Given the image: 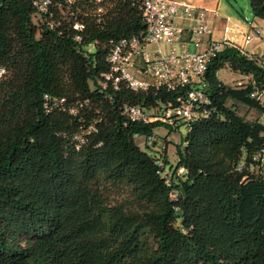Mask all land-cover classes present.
I'll return each mask as SVG.
<instances>
[{"label": "trees", "instance_id": "16d2710c", "mask_svg": "<svg viewBox=\"0 0 264 264\" xmlns=\"http://www.w3.org/2000/svg\"><path fill=\"white\" fill-rule=\"evenodd\" d=\"M134 2L108 0L83 43L49 30L29 0L0 2V264H264V62L229 46L210 60V115L160 176L136 140L166 125L122 109L174 94L101 88L112 42L145 32ZM250 3L264 20V2ZM225 68L246 84L225 85ZM46 95L64 107L47 112Z\"/></svg>", "mask_w": 264, "mask_h": 264}, {"label": "built area", "instance_id": "2783aa9c", "mask_svg": "<svg viewBox=\"0 0 264 264\" xmlns=\"http://www.w3.org/2000/svg\"><path fill=\"white\" fill-rule=\"evenodd\" d=\"M29 1L49 30L64 35V29L69 27L77 43L84 42L89 20L93 19L99 26L106 21L108 0ZM134 5L141 11L145 32L112 42L107 58L109 71L102 75L101 88L117 92L125 87L135 93L174 94L173 100L156 101L149 107L125 105L122 114L133 123H163L174 131L183 124L189 132L192 123L210 115L211 99L204 80L210 60L227 46L240 47L227 39H215L216 10L183 0H135ZM250 28L252 34L245 38L246 44L262 38L260 29L251 25ZM191 45L195 47L194 53L189 51ZM89 47L92 51L94 44ZM6 75V68L0 67V85ZM44 100L47 112L65 105V100L47 95ZM69 111L73 115L77 113L75 108ZM92 130L90 127L88 133ZM147 139L154 144L157 141L154 135ZM80 142L84 141L80 139ZM157 162L162 167L158 174L168 176L164 158Z\"/></svg>", "mask_w": 264, "mask_h": 264}, {"label": "rangeland", "instance_id": "374dc122", "mask_svg": "<svg viewBox=\"0 0 264 264\" xmlns=\"http://www.w3.org/2000/svg\"><path fill=\"white\" fill-rule=\"evenodd\" d=\"M219 6L217 7L218 15L225 21V27L222 29L223 37L227 36L228 40L239 45L240 49L245 53L258 57L264 62V21L256 18L251 7L250 0H219ZM36 22L38 21L35 20ZM178 23V21H177ZM254 24L255 28H258L262 32L261 39H254L250 43H245V38L251 36V28L249 24ZM215 31V30H214ZM216 36V35H215ZM218 37V36H217ZM223 40V39H222ZM95 51V48L92 49ZM191 53L195 52V47L191 45L189 47ZM223 72H220L219 77L223 80ZM225 81H228L231 87H241L245 85L247 80L242 79L238 81H232V76L226 73L224 75ZM92 88L93 84H91ZM238 113L241 116L247 117L250 121H255L258 118V114L253 111H249L246 108L238 107ZM188 134V128L186 125H181L177 130H170L166 126L157 127L153 135L157 137L155 142H147L146 138L139 137L136 142L142 151L151 154L156 159L166 158L167 169L176 167L178 164L177 149H183V139ZM150 147L151 149H148ZM162 161V160H161ZM163 161L160 163L162 164Z\"/></svg>", "mask_w": 264, "mask_h": 264}, {"label": "crops", "instance_id": "0c3cea01", "mask_svg": "<svg viewBox=\"0 0 264 264\" xmlns=\"http://www.w3.org/2000/svg\"><path fill=\"white\" fill-rule=\"evenodd\" d=\"M183 1L194 3L196 5H199V6H202V7H205V8H209V9H213V10H216V11H217V7L219 6V2H220L219 0H183ZM249 25L254 26L253 23L249 24ZM213 27H214V30H215V35H216L215 39L216 40H218V41H222V39H227L228 40V38H227L228 35L223 37L222 29L225 27V21L223 19H221L219 17V15L215 19V21L213 23ZM228 37H230V34H229ZM229 41H230V39H229ZM220 72H223L224 75L226 73L230 74V76H232V79H233L232 81H238V80H242V79L248 80V78H245L242 75H240L239 73L232 71L230 68H225V69L221 70ZM220 72H219V74H220ZM219 74H218V76H219ZM224 75H223V80L219 77L220 81H222L225 85L230 86L232 83L230 84L228 81H225Z\"/></svg>", "mask_w": 264, "mask_h": 264}, {"label": "water", "instance_id": "95a60500", "mask_svg": "<svg viewBox=\"0 0 264 264\" xmlns=\"http://www.w3.org/2000/svg\"><path fill=\"white\" fill-rule=\"evenodd\" d=\"M3 0H0V2H2ZM264 2V0H262ZM263 168H264V163H263Z\"/></svg>", "mask_w": 264, "mask_h": 264}]
</instances>
